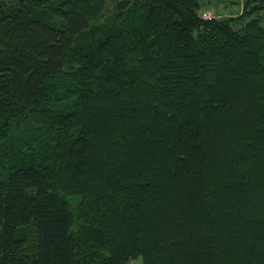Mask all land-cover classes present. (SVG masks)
Masks as SVG:
<instances>
[{
    "label": "trees",
    "instance_id": "obj_1",
    "mask_svg": "<svg viewBox=\"0 0 264 264\" xmlns=\"http://www.w3.org/2000/svg\"><path fill=\"white\" fill-rule=\"evenodd\" d=\"M0 0V264H264V0Z\"/></svg>",
    "mask_w": 264,
    "mask_h": 264
},
{
    "label": "rangeland",
    "instance_id": "obj_2",
    "mask_svg": "<svg viewBox=\"0 0 264 264\" xmlns=\"http://www.w3.org/2000/svg\"><path fill=\"white\" fill-rule=\"evenodd\" d=\"M200 11H210L214 17H228L238 15L243 6L242 0H200ZM128 264H143L141 258H134Z\"/></svg>",
    "mask_w": 264,
    "mask_h": 264
},
{
    "label": "built area",
    "instance_id": "obj_3",
    "mask_svg": "<svg viewBox=\"0 0 264 264\" xmlns=\"http://www.w3.org/2000/svg\"><path fill=\"white\" fill-rule=\"evenodd\" d=\"M201 16H202L203 18H210V17H212L210 11H201Z\"/></svg>",
    "mask_w": 264,
    "mask_h": 264
}]
</instances>
